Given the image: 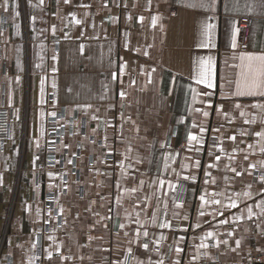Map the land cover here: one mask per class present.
Masks as SVG:
<instances>
[{
	"label": "crops",
	"instance_id": "0c3cea01",
	"mask_svg": "<svg viewBox=\"0 0 264 264\" xmlns=\"http://www.w3.org/2000/svg\"><path fill=\"white\" fill-rule=\"evenodd\" d=\"M258 2L216 0L212 12L189 7L200 0H8L5 11L0 0V101L12 109L0 142V264H243L246 247L264 251V97L234 94L239 55L264 49ZM241 15L250 32L233 49ZM209 23L213 46L202 47ZM209 57L212 88L196 83ZM189 134L202 142L192 150ZM54 136L58 159L37 176Z\"/></svg>",
	"mask_w": 264,
	"mask_h": 264
},
{
	"label": "snow or ice",
	"instance_id": "6c2138e0",
	"mask_svg": "<svg viewBox=\"0 0 264 264\" xmlns=\"http://www.w3.org/2000/svg\"><path fill=\"white\" fill-rule=\"evenodd\" d=\"M7 2L8 0H5L4 6H5V11H8V7H7ZM43 2V0H41V3ZM70 2V0H64L65 4H68ZM257 7H259L261 10H264V0H259L258 4L256 5ZM189 7H200L202 9H204L205 11H212L215 12L216 11V0H200V3L197 4H190ZM249 10L252 11L253 10V6L249 5ZM158 19V17H153V24L155 25L156 20ZM75 23H79V21H75ZM215 25L214 24H207L204 28V34L208 37V40L206 43H203L201 46L202 47H210L213 46L211 45V35H212V31L214 30ZM239 30L237 28H233V32H232V37H231V46L233 49L237 48V41H236V35L237 32ZM81 52H83V47H81ZM145 55H147V53H145ZM53 59H55V57H53ZM239 60H240V65L239 67L241 68V73H240V77L241 79L237 82V88H236V92L234 93L236 96H245V97H264V49L261 50L260 54H249V53H241L239 55ZM203 64V62H202ZM125 71V66L123 64L120 65L119 67V75L117 72H113L111 74V79L113 83H122V81L119 80V76L123 75ZM153 71H155V69H153ZM131 83H135V81H131ZM149 83H151V79H149ZM196 83L198 84H204L205 87L207 88H212L213 87V82H212V60L211 57H209L208 62H207V67L205 69H203L199 75V77L196 79ZM121 100L126 98L127 93L124 91H120L119 93ZM237 108L241 107L239 104L236 105ZM253 107H258V105H253ZM259 107H264V105H259ZM52 116H55L56 113H51ZM204 115H207V113H204ZM241 115L243 116L244 113L241 112ZM93 119H96V117H93ZM245 123H248V121L246 120ZM201 132L204 131L203 128L200 129ZM93 131L95 132V129H93ZM257 135L261 138L262 141H264V132H260L257 133ZM231 139L235 140V137H232ZM187 141H188V150H192V146L194 143L196 144H200L202 143L200 141V139L192 134H189L187 136ZM39 146V145H38ZM163 147V145H161ZM261 151H264V147H262ZM247 157H245L246 159ZM216 160L219 161L220 157L217 156ZM68 163H72L71 160L68 161ZM196 166L199 167L200 166V162L199 160L196 161ZM215 167L214 164H208V168H212ZM254 167V166H253ZM233 171L235 172L236 176H240L241 173L239 171H236V169H233ZM209 175V173L205 172V176L207 177ZM184 180H194V177L192 176H184L183 177ZM261 181L264 182V175H262L260 177ZM161 185H163L164 181H160ZM209 181L208 179H205V184H208ZM119 186V185H118ZM170 187H173V189L175 190V186L174 185H169ZM132 191H136V189H132ZM244 196L246 197H251L250 193H243ZM200 201H201V205H200V211H199V215L202 217L205 215V212L202 210L204 208V206L208 203V201L206 200L204 195L200 196ZM173 203L175 205L176 208H181L182 204L180 203H176L175 199L173 200ZM212 204H220L221 202L219 200L216 199H212L211 200ZM261 204H264V201L261 202ZM227 207H231V208H235L237 207V204L235 202V200H230V204L225 206V208ZM248 212V217L251 218L252 217V208L249 207L247 209ZM174 216L179 215L178 213H173ZM220 215H223V212H220ZM153 222L155 223V215L153 214ZM185 219H187V217H185ZM237 220L239 219L238 217L236 218ZM137 223H139V220H137ZM221 223H227V221H221ZM201 225L198 222L196 224L195 227L199 228ZM160 228H169L170 225L168 223H160L159 224ZM189 227L191 228L192 225H189ZM183 231H187V229H183ZM127 235V234H126ZM137 235H139V233H137ZM143 235L145 237L148 236V233L145 231L143 233ZM213 234L211 232H208L205 234L204 237H201V243L198 246V248H207V245L204 243V240L207 239L208 237H211ZM229 236L232 235V232L228 233ZM164 237H161V240H163ZM184 237L180 236L179 237V242H183ZM222 243H224L225 245L228 243L227 240L222 241ZM241 245V241L237 240L236 241V247L239 248ZM34 246V245H33ZM141 247L144 250H148L149 245L148 243H143L141 245ZM171 250V249H170ZM235 250V249H233ZM184 251L183 248L181 247H176L175 248V254L177 257H181V253ZM181 259H177L176 261H174V264H181ZM162 264V262H161Z\"/></svg>",
	"mask_w": 264,
	"mask_h": 264
},
{
	"label": "built area",
	"instance_id": "2783aa9c",
	"mask_svg": "<svg viewBox=\"0 0 264 264\" xmlns=\"http://www.w3.org/2000/svg\"><path fill=\"white\" fill-rule=\"evenodd\" d=\"M252 23V17L248 15H241L237 19V27L239 30V37L241 43H246L250 26ZM11 120H12V109L6 106L0 101V142L10 139L11 136ZM58 137L54 136L53 141H49L45 146L44 158L37 164V176L39 171L45 170L48 167H52L57 161V155L55 147L58 143ZM59 159H62L59 157ZM62 161V160H60ZM48 204H51L52 195L46 194L45 197ZM247 256L243 260V264H264V251L258 252L251 247H246Z\"/></svg>",
	"mask_w": 264,
	"mask_h": 264
}]
</instances>
